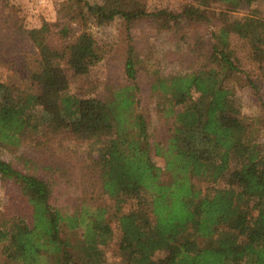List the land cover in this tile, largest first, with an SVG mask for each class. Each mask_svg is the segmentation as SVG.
<instances>
[{
  "label": "trees",
  "instance_id": "obj_1",
  "mask_svg": "<svg viewBox=\"0 0 264 264\" xmlns=\"http://www.w3.org/2000/svg\"><path fill=\"white\" fill-rule=\"evenodd\" d=\"M65 2L70 7L63 5L57 22L26 29L34 50L15 64L34 90L0 79V145L27 144L54 155L53 142L67 127L94 147L83 174L89 186L80 203L64 210L53 203L47 178L0 157V174L32 210L31 222L16 216L0 224V246L7 248L0 264H107L113 244L126 264H154L160 250L167 251L161 264H264V124L236 106L241 69L233 44L234 37L245 39L253 58L264 61V18L233 15L254 0H200L178 14L130 0ZM84 3L102 20L122 19L128 31L142 20L161 32L218 19L210 64L190 73H151L156 108L170 122L166 138H155L148 115L137 110L138 78L149 61L134 42L125 59L132 82L104 96L71 92L66 68L79 77L104 57L91 32L70 24ZM30 161L39 166L34 156ZM104 196L115 200L118 230Z\"/></svg>",
  "mask_w": 264,
  "mask_h": 264
},
{
  "label": "rangeland",
  "instance_id": "obj_2",
  "mask_svg": "<svg viewBox=\"0 0 264 264\" xmlns=\"http://www.w3.org/2000/svg\"><path fill=\"white\" fill-rule=\"evenodd\" d=\"M65 1L0 0L1 80L19 85L26 91L34 90L25 72L15 64V61L28 56L27 54L34 50L28 40L26 29L41 26L44 22H57L61 17ZM106 1L87 0L96 5H105ZM130 1L149 9H167L177 14L200 3V0ZM66 4L70 7L68 3ZM214 7H216L215 4H213ZM77 9L84 16L80 13L77 18L72 20L68 18L71 26L76 27L75 30H80V32L82 30L91 32L104 50V57L87 74L79 77H73L71 70L66 68V73L70 76L71 92L79 95L104 96L132 82L126 75L125 59L129 43L134 42L144 62L149 61L146 67L141 68L142 72L138 78L140 88L136 95L137 110L148 115L151 132L155 138L158 136L166 138L170 122L162 117L156 108L157 96L150 88L153 77L151 73L159 68H162L161 72L164 75L190 73L210 64L207 50L213 41L212 31L219 26L218 19L212 18V20H205L187 28H174V30H162L161 32L157 30L153 22L142 20L128 31L122 19L102 20L99 16L90 13L87 3ZM248 14L264 18V0H254L251 6H244L233 15ZM9 15L12 21L5 23ZM16 20L19 21L18 24ZM59 28L54 27V30L58 31ZM54 38L57 41L58 37L54 36ZM233 44L241 69L236 88V106L247 120H261V125L258 124L262 127L264 124V61H257L253 58L250 44L245 39L234 37ZM235 82L234 80L233 83ZM259 137L261 143L264 144V130L259 131ZM26 145L14 146L12 149L0 145V157L13 162L20 169L47 178L54 186L53 203L57 207L69 210L80 203L79 197H82L86 187L89 186V182L83 179V174L87 170V165L90 164L91 155L95 154L93 145L77 138L67 127L61 129L57 139L53 142V149L56 152L54 155L38 154L34 147L29 148ZM30 156L35 157L39 166H35L33 161L27 162ZM156 160L159 165H163L159 157H156ZM47 165H51V168H46ZM224 182L225 180L221 181L220 185H225ZM198 184L201 185V183ZM202 184L206 185V183ZM88 197L92 199L90 194ZM102 199L109 207L112 226L118 230V221L114 214L115 200L107 196ZM16 216L31 222V206L19 191L18 186L13 181L4 179L0 174V224ZM67 232L65 230L63 236H66ZM6 249L5 244L0 246V261L6 256ZM166 254L165 250L158 251L154 256V264H161ZM107 258V264H126L115 244L109 248Z\"/></svg>",
  "mask_w": 264,
  "mask_h": 264
}]
</instances>
